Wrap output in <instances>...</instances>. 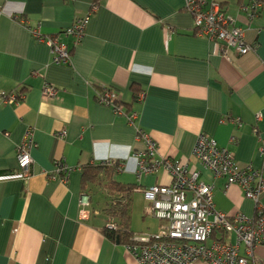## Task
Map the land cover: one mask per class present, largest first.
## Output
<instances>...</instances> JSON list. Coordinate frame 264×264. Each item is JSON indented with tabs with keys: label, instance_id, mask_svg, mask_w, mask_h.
<instances>
[{
	"label": "crops",
	"instance_id": "crops-1",
	"mask_svg": "<svg viewBox=\"0 0 264 264\" xmlns=\"http://www.w3.org/2000/svg\"><path fill=\"white\" fill-rule=\"evenodd\" d=\"M214 1L244 29L249 52L223 54L220 42L194 35L183 0H0V264H139L125 243L105 233L104 209L113 196L99 184L83 186L81 173L85 165L120 163L118 172L105 166L114 180L132 185V236L156 232L162 222L145 212L143 189L171 178L162 170L136 177L133 154L145 148L136 139L137 128L156 142L155 157L184 163L214 185L217 210L255 214V203L238 185L226 187L225 178L212 176L192 155L203 133L264 176L258 151L264 140V5L249 16L240 9L248 0ZM92 4L96 9L73 46L63 30ZM29 28L65 43L71 63L55 64L49 46ZM46 83L58 89L52 99L43 97ZM102 86L120 93L124 106L136 113L133 121L99 103ZM21 92L16 104L1 100V94ZM27 128L32 164L23 179L16 150ZM57 161L80 169L65 182L50 179ZM91 186L104 191L98 206ZM83 192L90 195L85 217ZM259 205L264 209V191Z\"/></svg>",
	"mask_w": 264,
	"mask_h": 264
},
{
	"label": "built area",
	"instance_id": "built-area-1",
	"mask_svg": "<svg viewBox=\"0 0 264 264\" xmlns=\"http://www.w3.org/2000/svg\"><path fill=\"white\" fill-rule=\"evenodd\" d=\"M184 10L192 17L193 34L205 36L222 44L221 51L233 50L236 55H242L251 50L245 41L244 29L235 25L234 19L227 16L221 5L214 0H183ZM264 5V0H248L240 5L242 11L249 16ZM92 4L91 11L77 18L63 30L65 36L73 39L76 46L89 20L90 13L96 9ZM1 14V12H0ZM21 22L26 24L21 19ZM33 37L39 42H45L51 52L55 64L69 65L71 50L56 36L41 34L39 28H29ZM58 89L51 84H44L42 94L45 99H52ZM23 93L1 94V100L7 104H16ZM142 94H140L141 98ZM119 93L106 89L97 94L99 103L109 106L116 114L124 115L129 122L136 118V113L125 112ZM65 131L59 132L63 138ZM136 139L145 144V148L134 152L138 179L160 170L167 173L169 184H153L143 189L147 205L145 212L162 223L159 229L150 234L134 235L125 244L127 250L139 264H193L203 261L208 264H264V257L255 253L256 248H264V209L259 205V195L264 191V176L260 169L251 165H240L233 153L226 147L203 133L195 140L192 155L214 177H223L226 187L236 184L244 196L255 203V214L247 216L243 213L228 215L215 208L213 203L212 183H206L199 178V172L189 170L188 166L167 157H155L157 144L151 137L137 128ZM235 143V138H230ZM33 145L32 130L27 128L17 146V156L20 162V176L28 178L31 171L32 158L30 148ZM258 151L264 158V140L260 141ZM102 165L114 166L120 171L122 165L116 161L102 162ZM75 169L68 164L57 161L50 179L65 182ZM82 208L81 215L88 214L90 195L83 192L79 196ZM107 229H115L114 221L108 217ZM217 234V235H215ZM234 236V241L230 239Z\"/></svg>",
	"mask_w": 264,
	"mask_h": 264
},
{
	"label": "trees",
	"instance_id": "trees-1",
	"mask_svg": "<svg viewBox=\"0 0 264 264\" xmlns=\"http://www.w3.org/2000/svg\"><path fill=\"white\" fill-rule=\"evenodd\" d=\"M106 89H112L116 93L117 90L110 86H102L98 93H103ZM133 92V98H138V90L134 84L130 86ZM120 94V93H119ZM117 104H121L126 113L130 112L131 109L125 107L123 101L117 99ZM83 186L87 183L99 184L108 192L109 195L113 196L112 202L104 209L108 217H111L115 224V229H107L105 227V233L108 237L119 242L128 243L132 236L129 230V218H130V207H131V191L132 185L122 184L114 180L113 170L102 164H89L81 168Z\"/></svg>",
	"mask_w": 264,
	"mask_h": 264
},
{
	"label": "rangeland",
	"instance_id": "rangeland-1",
	"mask_svg": "<svg viewBox=\"0 0 264 264\" xmlns=\"http://www.w3.org/2000/svg\"><path fill=\"white\" fill-rule=\"evenodd\" d=\"M91 194H92V199L94 202V205L98 206V202L105 199L104 191L101 188L91 186ZM232 241H234V236L231 238ZM255 253L260 255L261 257H264V255L260 254V248L255 249Z\"/></svg>",
	"mask_w": 264,
	"mask_h": 264
}]
</instances>
